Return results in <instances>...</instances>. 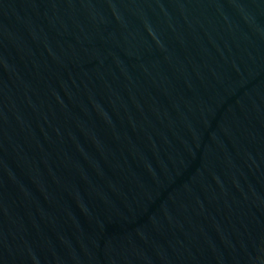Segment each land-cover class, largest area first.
Segmentation results:
<instances>
[{
  "label": "water",
  "instance_id": "1",
  "mask_svg": "<svg viewBox=\"0 0 264 264\" xmlns=\"http://www.w3.org/2000/svg\"><path fill=\"white\" fill-rule=\"evenodd\" d=\"M0 264H264V0H0Z\"/></svg>",
  "mask_w": 264,
  "mask_h": 264
}]
</instances>
